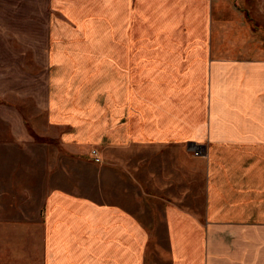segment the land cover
Instances as JSON below:
<instances>
[{"label": "crops", "instance_id": "0c3cea01", "mask_svg": "<svg viewBox=\"0 0 264 264\" xmlns=\"http://www.w3.org/2000/svg\"><path fill=\"white\" fill-rule=\"evenodd\" d=\"M132 1L54 3L39 133L59 162L37 187L29 163L0 165V264L19 227L31 264L30 221L37 264H264V0ZM74 11L96 39L58 36ZM91 148L99 192L80 183Z\"/></svg>", "mask_w": 264, "mask_h": 264}, {"label": "rangeland", "instance_id": "374dc122", "mask_svg": "<svg viewBox=\"0 0 264 264\" xmlns=\"http://www.w3.org/2000/svg\"><path fill=\"white\" fill-rule=\"evenodd\" d=\"M70 1L75 4L76 0H68L69 3ZM78 1L83 5L89 3L88 0ZM55 2L56 0H0V165L6 166L14 163L26 165L29 163L30 167L26 170L31 172L32 187L38 186L39 173L44 175L41 172L44 164L48 167L47 176L49 177L53 169L51 167L59 162V158L54 155V148L58 147V143L54 139L44 137L39 133L44 127L45 100L49 86L47 48L50 35L52 36V33L56 31L50 28L52 24H58V18H61V13L56 12L53 7ZM102 2L103 0H100L98 10L103 6ZM131 5L130 8L133 10L135 7L134 0ZM83 7L86 8V6ZM77 12H68V15L77 18L78 21L80 20L81 26L77 27V25L72 24L73 21L62 15L61 27L63 29L59 30L58 36L62 39H69L68 36H76L81 40H86L87 44L89 36L96 39V35L91 34L94 29L91 30L87 26V17L82 18L81 15L78 16ZM85 13L86 16L90 14L88 16L89 21L93 22L94 20L96 23L104 24L105 20L102 14H99L98 19H92L96 15L95 13L87 10ZM127 19L134 21V13H127ZM63 20L67 21V28L62 23ZM78 21L75 19V22ZM50 31L51 34L49 35ZM148 32L147 30L144 34H149ZM128 34H133V31L131 33L128 30ZM102 41L98 48H95L96 51L103 50ZM86 106V102L79 106L80 115H85L86 112L91 111L90 108L87 110ZM23 148L31 151V155H22V152H19L20 155H15L17 152L14 154V149ZM191 153L192 190L198 191L200 162L197 155H194L193 149ZM99 157V162H94L90 158L89 152L86 156L80 153L78 157L80 183L84 185V188L98 192L101 187L99 188L95 184L94 178L100 173L103 165L102 156ZM63 163H66L64 158ZM2 170L5 172L6 168L2 167ZM20 170L22 171V169ZM92 175L93 183L90 181L86 184L87 178L91 180ZM33 225L34 221H30V262L37 264V228ZM21 234V227H19L18 231L15 232V240H17L15 264H22V261L26 263V253L22 252Z\"/></svg>", "mask_w": 264, "mask_h": 264}, {"label": "built area", "instance_id": "2783aa9c", "mask_svg": "<svg viewBox=\"0 0 264 264\" xmlns=\"http://www.w3.org/2000/svg\"><path fill=\"white\" fill-rule=\"evenodd\" d=\"M193 151H194V155H197V156L199 155L198 149H194ZM89 155L94 162L100 161L99 153L96 148H91L89 151Z\"/></svg>", "mask_w": 264, "mask_h": 264}]
</instances>
